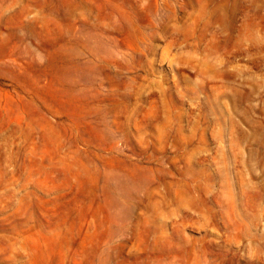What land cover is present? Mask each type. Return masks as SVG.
<instances>
[{"label":"rangeland","instance_id":"374dc122","mask_svg":"<svg viewBox=\"0 0 264 264\" xmlns=\"http://www.w3.org/2000/svg\"><path fill=\"white\" fill-rule=\"evenodd\" d=\"M0 264H264V0H0Z\"/></svg>","mask_w":264,"mask_h":264}]
</instances>
